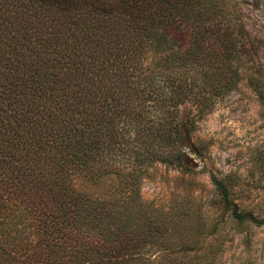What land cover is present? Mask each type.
I'll return each mask as SVG.
<instances>
[{"label": "trees", "instance_id": "obj_1", "mask_svg": "<svg viewBox=\"0 0 264 264\" xmlns=\"http://www.w3.org/2000/svg\"><path fill=\"white\" fill-rule=\"evenodd\" d=\"M202 8L0 0V264H223L226 215L264 225L213 174V226L199 213L182 229L141 199L159 163L196 173L183 142L214 108L210 45L225 41ZM211 235L216 248L195 252Z\"/></svg>", "mask_w": 264, "mask_h": 264}, {"label": "rangeland", "instance_id": "obj_2", "mask_svg": "<svg viewBox=\"0 0 264 264\" xmlns=\"http://www.w3.org/2000/svg\"><path fill=\"white\" fill-rule=\"evenodd\" d=\"M196 1L203 7L196 13L204 14L210 32L225 34L223 44L213 39L210 45L214 108L198 123L193 138L183 142L182 150L196 173L184 174L159 163L143 174L141 199L145 206L163 208L167 222L174 210L182 229L192 226L199 213L213 226L221 211V198L215 196L210 179L213 174L234 191L233 202L241 204L242 212L263 221L264 0ZM193 144L206 152L205 159L195 153ZM179 213L183 218L177 217ZM223 223L229 234L218 252L222 263L264 264V225L257 228L247 222L231 228L227 215ZM246 236L248 240L243 239ZM200 245L195 252H212L217 240L211 235ZM160 253L153 250L152 255Z\"/></svg>", "mask_w": 264, "mask_h": 264}]
</instances>
